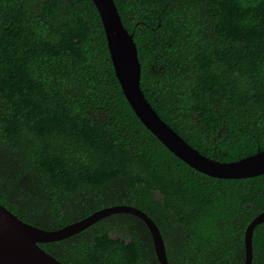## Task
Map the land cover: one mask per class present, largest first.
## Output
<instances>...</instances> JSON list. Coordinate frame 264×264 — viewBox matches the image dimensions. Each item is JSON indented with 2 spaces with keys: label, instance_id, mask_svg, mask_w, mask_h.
<instances>
[{
  "label": "trees",
  "instance_id": "obj_1",
  "mask_svg": "<svg viewBox=\"0 0 264 264\" xmlns=\"http://www.w3.org/2000/svg\"><path fill=\"white\" fill-rule=\"evenodd\" d=\"M113 1L166 123L217 160L264 150V0ZM0 203L45 230L135 206L158 226L169 264H243L264 174L210 177L146 129L91 0H0ZM39 245L64 264H159L129 213ZM252 249L251 264H264V222Z\"/></svg>",
  "mask_w": 264,
  "mask_h": 264
},
{
  "label": "water",
  "instance_id": "obj_2",
  "mask_svg": "<svg viewBox=\"0 0 264 264\" xmlns=\"http://www.w3.org/2000/svg\"><path fill=\"white\" fill-rule=\"evenodd\" d=\"M101 20L115 77L130 108L170 152L189 167L205 175L223 179L247 178L264 174V150L234 161L209 157L191 146L155 111L140 86V62L133 34L125 28L113 0H91ZM114 213H129L147 226L159 264H169L161 232L141 209L125 204L106 206L87 216L53 230L29 224L0 203V264H64L39 244L70 237L100 219ZM264 222V210L258 213L244 231V262L253 257L252 233Z\"/></svg>",
  "mask_w": 264,
  "mask_h": 264
}]
</instances>
